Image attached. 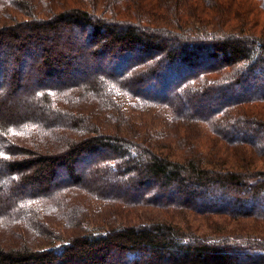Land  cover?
Listing matches in <instances>:
<instances>
[{
	"label": "trees",
	"instance_id": "16d2710c",
	"mask_svg": "<svg viewBox=\"0 0 264 264\" xmlns=\"http://www.w3.org/2000/svg\"><path fill=\"white\" fill-rule=\"evenodd\" d=\"M72 1L0 0V224L47 208L60 170L82 190L37 236L11 219L0 264L264 258V0ZM25 88L39 109L19 104ZM66 118L79 137L57 150L25 140ZM87 158L104 182L78 170ZM117 205L189 218L115 225Z\"/></svg>",
	"mask_w": 264,
	"mask_h": 264
},
{
	"label": "rangeland",
	"instance_id": "374dc122",
	"mask_svg": "<svg viewBox=\"0 0 264 264\" xmlns=\"http://www.w3.org/2000/svg\"><path fill=\"white\" fill-rule=\"evenodd\" d=\"M61 2L63 3L62 5H65L66 7L74 6L73 5L74 3L72 0H61ZM62 5L60 4V6L56 7V9H59ZM261 19H264V13L261 15ZM110 66L111 65L108 66L107 64L106 68H109ZM84 69H86V67ZM263 71L264 70H259L257 77H260V76L263 77V75H261V74H264ZM77 75H79L77 78L81 77L82 79H87V80H90L94 77L93 74H77ZM77 78L73 79V81H75ZM28 92H29V88H25L22 90L21 93H18L16 99H18L19 104H28V109L30 108L39 109L38 107L42 104L41 100L40 99L36 100L35 98H31ZM164 93H167V92L165 91ZM210 97L211 96L207 98H210ZM86 103H88L87 100H86ZM63 107L65 110H67V105L64 104ZM74 111H76L78 114L79 110L76 109L75 107L70 109L71 113ZM25 122H30L32 123V125L37 123L36 119H33L32 121H25ZM57 123H59V127H54L55 125L54 126L52 125V127H43L41 129L40 127H37V126H36L37 128L33 127L32 131H30L29 133L30 137L25 138V140L27 141L34 140L36 141V143H39L41 145V148H44V147L53 148L52 146H56L58 140L61 137L62 139L65 138L67 140L79 137V135L75 133L76 128L74 127V125H72L73 124L72 118H69V119L66 118L65 121H62V123L60 122H57ZM2 144H5V141H1V145ZM52 150H57V149L56 147H54ZM85 161L86 162H82L81 164L77 165L78 170L82 172V174L84 175V178L86 179V178L92 177V179L97 180L99 183L104 182L102 180L104 177H101V175L97 173L96 175L93 173L92 167H94V164L91 161V159L87 158ZM261 165L262 163H260L259 168H264ZM67 181L68 179H67L66 172L64 170H60L54 182L61 184L60 186L61 189L60 190L55 189V188L53 189V192L49 199L50 204H48L49 206L47 208L45 207L38 208L35 211L33 209H30V210L23 212L21 211L22 209L17 207L16 205L9 207L10 209L8 208L7 210V212L9 213L7 222H1L0 224V238L4 240L10 236V229L12 228V225L8 222L11 219H13L17 223L19 221L22 224V230L20 229V231L25 232V234L29 236V238H32L33 236H37V233L35 232L37 229L36 224L40 222H43V223L46 222L48 223V225H51L53 224V222L55 224L57 223L61 224L64 221H66L65 218L62 217L61 210L59 208L61 206L60 204L62 203V201H65L68 204L66 205L68 208L71 205L69 200L75 197L76 194L81 193L82 191V190L76 189V187H73L72 185H70V183H67ZM123 186H127V183H125V185ZM155 186L156 185L153 184V186L151 185L150 187H152L153 189L155 188ZM63 188L66 190L65 193L62 192ZM94 204H96L97 207H99L97 203H94ZM92 207L94 208L95 205H92ZM108 210L110 212L112 211L111 213H109V215H110L111 220L114 221L115 225L124 224V225H130V226H137L143 223H151V222H173L174 224H178L181 227L186 228L187 221L189 218L187 217L183 221V219L181 220L180 217H177L179 215L175 216L173 211H166V210H162L160 208L151 207V206H144V207H138V208H133V209H123L121 205H117V207L112 206V208H109ZM243 222L245 221H242L241 225L248 226V227H245L248 230H252L253 228H255L254 224L257 226L260 224V223L256 224L255 222H251V221H247V223H243ZM26 223L30 226V228H26L23 226ZM248 223H250L251 225H247ZM190 224H193V222L191 221ZM261 226H264V223H262ZM262 228H258L257 231L261 233V231L263 230ZM202 230L206 232L205 227H203ZM72 232H73L72 230L68 231V233H72ZM254 260L256 261H252L251 264H264V258H259V259L255 258Z\"/></svg>",
	"mask_w": 264,
	"mask_h": 264
}]
</instances>
